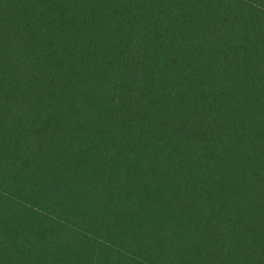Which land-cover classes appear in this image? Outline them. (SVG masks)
I'll list each match as a JSON object with an SVG mask.
<instances>
[{"label": "trees", "instance_id": "trees-1", "mask_svg": "<svg viewBox=\"0 0 264 264\" xmlns=\"http://www.w3.org/2000/svg\"><path fill=\"white\" fill-rule=\"evenodd\" d=\"M0 264H264V0H0Z\"/></svg>", "mask_w": 264, "mask_h": 264}]
</instances>
